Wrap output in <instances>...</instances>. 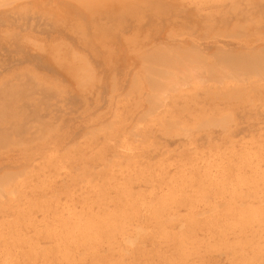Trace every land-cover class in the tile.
Wrapping results in <instances>:
<instances>
[{
  "label": "rangeland",
  "instance_id": "rangeland-1",
  "mask_svg": "<svg viewBox=\"0 0 264 264\" xmlns=\"http://www.w3.org/2000/svg\"><path fill=\"white\" fill-rule=\"evenodd\" d=\"M263 54L264 0H0V264H264Z\"/></svg>",
  "mask_w": 264,
  "mask_h": 264
},
{
  "label": "bare ground",
  "instance_id": "bare-ground-1",
  "mask_svg": "<svg viewBox=\"0 0 264 264\" xmlns=\"http://www.w3.org/2000/svg\"><path fill=\"white\" fill-rule=\"evenodd\" d=\"M1 2H3V1H1ZM152 2V1H151ZM153 2H154V0H153ZM11 4V3H10ZM141 5V4H140ZM144 5V4H143ZM147 5V4H146ZM149 5H150V2H149ZM123 6V5H122ZM148 7V6H147ZM152 7H153V5H152ZM156 6H154L153 8H155ZM158 7V6H157ZM121 9V8H120ZM133 9V8H132ZM150 9H152V8H150ZM119 10V9H118ZM128 10V9H127ZM123 11V10H122ZM124 11H125V9H124ZM130 11H131V9H130ZM128 13H129V11H127ZM153 12H155V9L153 10ZM132 14H133V12H132ZM131 14V15H132ZM119 15H121V14H119ZM125 15V14H124ZM130 15V16H131ZM134 15V14H133ZM135 15H136V13H135ZM128 17V16H127ZM133 17V16H132ZM136 17V16H135ZM134 19V18H133ZM90 23V22H89ZM107 23H109V22H107ZM166 54V53H165ZM199 54V53H198ZM169 55V54H168ZM264 55V54H263ZM211 57V56H210ZM38 58V57H37ZM177 58V57H176ZM178 59V58H177ZM181 60V59H180ZM256 60V59H255ZM184 61V60H183ZM199 62V61H198ZM252 62V61H251ZM204 67H205V65H204ZM174 69V68H173ZM177 70V69H176ZM176 70H174V71H176ZM194 71V70H193ZM174 73V72H173ZM179 73V72H178ZM184 73V72H183ZM191 73V72H190ZM176 75V74H175ZM200 75V74H199ZM171 76V75H170ZM172 76H174L173 74H172ZM176 77H177V75H176ZM252 77V76H251ZM173 78V77H172ZM171 78V79H172ZM185 78L186 77H184V80H185ZM179 78L177 77L176 79L175 78H173V82H172V85H173V83L175 84L174 86H177V81H179L178 83H181V87L182 86H184L183 85V83H185V81L183 82H180V80H178ZM182 80V79H181ZM172 81V80H171ZM171 81H170V84H171ZM187 81V80H186ZM224 81V80H223ZM222 84V83H221ZM179 85V84H178ZM180 86V85H179ZM221 86V85H220ZM243 89V88H242ZM227 95V94H226ZM243 95V94H242ZM236 96V95H235ZM241 99V98H240ZM240 101V100H239ZM249 104H251V103H249ZM231 119V118H230ZM144 121V120H143ZM135 134V133H134ZM163 135V134H162ZM241 162V161H240ZM60 165V164H59ZM214 165V164H213ZM217 166V165H216ZM128 168V167H127ZM188 169V168H187ZM141 170V169H140ZM228 170V169H227ZM239 170V169H238ZM47 172V171H46ZM104 173V172H103ZM183 175V174H182ZM210 177V176H209ZM175 185V184H174ZM182 186V185H181ZM185 187V186H184ZM250 187V186H249ZM183 188V187H182ZM181 189V188H180ZM162 190V189H161ZM94 191V190H93ZM238 192V191H237ZM86 193V192H85ZM3 196V195H2ZM5 196V195H4ZM95 196V195H94ZM211 196V195H210ZM124 200V199H123ZM102 204V203H101ZM90 205V204H89ZM26 209V208H25ZM241 209V208H240ZM112 210V209H111ZM173 211V210H172ZM133 213V212H132ZM169 213V212H168ZM176 213V212H175ZM187 213V212H186ZM173 214V213H172ZM156 215V214H155ZM85 216V215H84ZM83 216V217H84ZM136 216V215H135ZM73 218V217H72ZM210 219V218H209ZM260 219V218H259ZM106 220V219H105ZM237 221V220H236ZM101 222V221H100ZM129 222V221H128ZM23 223V222H22ZM112 223V222H111ZM102 225V224H101ZM239 228V227H238ZM248 228V227H247ZM4 229V228H3ZM136 229V228H135ZM218 229V228H217ZM94 231V230H93ZM151 231V230H150ZM6 233V232H5ZM146 235V234H145ZM133 236V235H132ZM17 238V237H16ZM122 240V239H121ZM71 241V240H70ZM105 241V240H104ZM224 241H225V239H224ZM10 243V242H9ZM1 246V245H0ZM108 246V245H107ZM202 246V245H201ZM106 248V247H105ZM62 249V248H61ZM107 249V248H106ZM254 249V248H253ZM39 250V249H38ZM63 250V249H62ZM4 251H5V249H4ZM97 252V251H96ZM47 253V252H46ZM186 253V252H185ZM45 256V255H44ZM60 261V260H59ZM15 263V262H14ZM6 264V263H5ZM67 264V263H66Z\"/></svg>",
  "mask_w": 264,
  "mask_h": 264
}]
</instances>
